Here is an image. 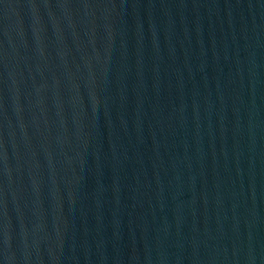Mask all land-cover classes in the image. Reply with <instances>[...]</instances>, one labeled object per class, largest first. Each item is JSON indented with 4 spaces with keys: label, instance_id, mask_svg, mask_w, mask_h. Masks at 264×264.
<instances>
[{
    "label": "water",
    "instance_id": "obj_1",
    "mask_svg": "<svg viewBox=\"0 0 264 264\" xmlns=\"http://www.w3.org/2000/svg\"><path fill=\"white\" fill-rule=\"evenodd\" d=\"M0 264H264V0H0Z\"/></svg>",
    "mask_w": 264,
    "mask_h": 264
}]
</instances>
